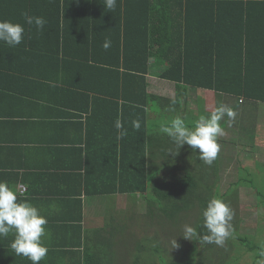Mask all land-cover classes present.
Segmentation results:
<instances>
[{
    "label": "trees",
    "instance_id": "16d2710c",
    "mask_svg": "<svg viewBox=\"0 0 264 264\" xmlns=\"http://www.w3.org/2000/svg\"><path fill=\"white\" fill-rule=\"evenodd\" d=\"M24 13L44 17L43 31L26 24ZM0 20L24 26L23 42L13 51L44 53V65L50 64L53 71L48 70L40 79L44 78L45 84L58 82L63 89L51 86L75 99H86V109L81 111L90 114L89 121H122L128 134L117 140L118 148L115 146L119 188L112 193L104 188L99 192L127 195L133 207V226L138 225L134 214L139 197L144 202V212L138 209L142 218L148 215L152 222L176 224L183 214L192 213L196 217L193 228L202 236L206 232L202 211L210 199H221L233 210L234 194L242 182H247L256 195L261 194L258 187L262 185L255 184L252 172L221 194L219 173L213 168L216 163L204 164L198 152L193 153L187 145L179 149L168 136L149 127L146 119L147 108L166 100L148 92L147 76L154 70L152 60L164 66L160 77L174 83L176 96L169 101L171 106H179L196 88L216 90L240 101L264 102V0H116L111 10L105 8L104 0H0ZM4 47L0 43V48ZM128 115L140 121L139 131L133 129L132 121L126 123ZM129 142L131 153L125 146ZM147 145L154 149L150 153L155 164L150 172ZM96 169L91 172L97 174ZM236 218L231 222L233 235L222 247L203 244L193 237L192 248L180 245L168 259L159 236L137 237L135 227L129 230L132 226L128 216L127 222H122L126 228L119 231L121 246L132 250L130 238L135 231L134 237L142 241V246H137L140 256L133 259V264H141L148 250L151 255L147 264H155V260L161 264H239L241 257L238 253L231 255V247L235 241L241 246L253 239L238 234ZM96 233L95 249L89 251L86 264H105L116 256L115 228ZM146 239L155 247L153 254L146 249Z\"/></svg>",
    "mask_w": 264,
    "mask_h": 264
},
{
    "label": "crops",
    "instance_id": "0c3cea01",
    "mask_svg": "<svg viewBox=\"0 0 264 264\" xmlns=\"http://www.w3.org/2000/svg\"><path fill=\"white\" fill-rule=\"evenodd\" d=\"M80 40L83 43V37ZM3 46L7 50L0 51V181L7 182L17 191L18 199L29 201L48 221L43 240L48 253L40 264H86L89 251L95 249L96 232L107 228L111 216L116 217L121 210L119 203H124V209L129 201L125 194L99 192L101 188L109 193L119 188L115 178L118 171L116 129L111 120L89 121L90 114L81 111L86 109V99H75L51 86L63 89L58 82L45 84L44 78L40 79L48 70L53 71L50 64L44 65L47 62L44 53L13 51L18 48ZM59 56L62 60L65 58L62 53ZM151 63L154 70L147 76L148 92L166 100L147 108L149 127L159 131L176 116L194 127L200 115L210 114L223 103L236 112V118L231 127L226 116L221 121L225 134L218 142L223 147L233 145L253 151V154L245 152L244 166L240 167L245 174L238 179L249 177L259 164L264 168V102L250 100V109H246V99L240 101L216 90L196 88L190 90L188 98L179 106H171L169 101L176 96L174 83L160 77L163 64L153 60ZM132 120L131 115L126 116V123ZM125 146L131 153V143ZM151 151L154 149L150 150L147 145L149 172L155 164ZM237 154L243 156L241 152ZM231 156L234 157L233 152ZM229 157V151H220L214 161L213 168L219 175L222 171L228 174L229 168L221 164L228 165ZM96 167L97 174L91 172ZM13 240L12 233L0 238V264H31L23 256H16L10 246Z\"/></svg>",
    "mask_w": 264,
    "mask_h": 264
},
{
    "label": "clouds",
    "instance_id": "9594fccd",
    "mask_svg": "<svg viewBox=\"0 0 264 264\" xmlns=\"http://www.w3.org/2000/svg\"><path fill=\"white\" fill-rule=\"evenodd\" d=\"M105 8L111 10L116 6V0H104ZM24 21L35 26L37 31H43L46 20L44 17L31 16L24 13ZM24 26L8 20H0V43L10 47L19 46L24 38ZM105 48L108 44L105 43ZM175 104V101L172 102ZM174 110V109H170ZM227 117L229 127L235 121L236 112L229 106L221 103L210 114H202L194 122V127H188L185 119L176 116L167 125L159 129L161 134L168 136L179 149L189 146L193 153L198 152V159L211 166L218 158L221 150L219 138L225 134L221 121ZM117 130V140L127 136V129L120 119L114 123ZM132 127L139 131L141 123L138 119L132 120ZM235 212L221 199L212 198L202 211V227L205 234L199 236L197 230L190 225H184L183 238L193 241L197 237L203 244L223 246L226 239L233 235L232 221ZM47 219L40 214V210L27 200L18 199V193L7 182L0 181V238L14 234L11 249L16 256H23L31 264H40L48 253L43 240L47 235ZM172 248L178 247L176 239L171 241ZM255 264H264V243L257 251Z\"/></svg>",
    "mask_w": 264,
    "mask_h": 264
},
{
    "label": "rangeland",
    "instance_id": "374dc122",
    "mask_svg": "<svg viewBox=\"0 0 264 264\" xmlns=\"http://www.w3.org/2000/svg\"><path fill=\"white\" fill-rule=\"evenodd\" d=\"M207 99L210 100L211 96L208 95ZM246 109H250V100L246 101V105L244 106ZM173 119V118H171ZM170 119V120H171ZM239 119V118H238ZM235 133V132H234ZM258 133L255 130L253 135L256 136ZM221 145V153H226V151H229L230 153V162L228 161V165H225L224 163L221 164L222 167L227 166L228 174H223V171L220 172L218 184H219V191L221 194L225 193L228 189H230V186H232L234 183L237 182L239 175L244 176L245 172L240 169L241 166H244L243 157L245 156V152L253 154L252 150L249 149H243L240 146H233V145H225L222 146V143H219ZM224 148V151L222 152V149ZM237 148V149H236ZM241 152L243 156L240 157V154L236 153ZM232 152L234 153V157H232ZM227 161V159H226ZM256 177H254L255 184H261V187H258V190L261 192L260 195H256L255 190L250 188L249 186H244L238 190V192H235L236 201H234V212H235V218L237 217L239 219V229L238 234L243 237H249L253 239L248 245L242 244L241 246L235 241V246L231 247V255L239 254L241 257L239 259L241 264H255L257 257V251L261 243H264V168H261V164L256 166V169L253 170ZM224 176H223V175ZM254 188V187H253ZM135 198H132V201ZM138 207L135 208V218L137 221V227L133 226V219L134 217H131L132 213V204L131 202H127V206L122 209L124 203H119L118 206L121 207V210L117 212V215L115 219L112 221V216L110 219H108L107 223V230L114 227L116 232V235L114 237V243L116 244L115 251L116 256L113 255V261L108 260L105 261V264L112 263L113 264H133V259L140 256L139 252L137 251V246H142V241L139 243V239L137 238V241L134 237L135 231H137V237L142 236L146 234V237L151 236H159V239L165 244L164 246L167 248L168 251L167 257L168 259L172 258L177 251H179L180 245L185 246L186 249H190L193 246L194 241L187 240L183 238V229L184 225H190L193 227V223L195 222V215L192 213L183 214L180 218L179 223H170L166 222L164 220L161 221H150L148 215H146L145 218H142V214L144 212V207L142 206L144 202L141 201L140 197L138 198ZM261 204V206H259ZM141 208V213H139V210ZM122 210H125L123 213H121ZM111 212V208L109 210ZM122 215L123 219H120L121 217L117 218L118 216ZM130 217L129 223L130 226H132L129 230H133L135 227V231L131 233L130 238V245L132 250H128L127 247H122L121 243V235L119 231H122L126 228L125 225H123L122 222H127L125 220L126 217ZM133 218V219H132ZM236 218V219H237ZM111 221V222H110ZM149 222V223H148ZM161 222V223H159ZM122 223V224H120ZM128 223V224H129ZM148 223V224H147ZM159 223V224H157ZM133 228V229H132ZM139 235V236H138ZM176 239V243L178 247L172 248L171 241ZM181 240V242H180ZM146 243V249H150L152 254L154 251V246L151 242H149L148 239L145 240ZM258 245V247H256ZM136 247V254L135 249ZM250 248V250H249ZM132 251H134L132 253ZM242 253V254H240ZM150 252H148L143 255L144 260L141 261V264H147V259L150 257ZM155 258V256H154ZM131 261V262H130ZM111 263V264H112ZM239 263V264H240ZM155 264H161L158 260H155Z\"/></svg>",
    "mask_w": 264,
    "mask_h": 264
},
{
    "label": "built area",
    "instance_id": "2783aa9c",
    "mask_svg": "<svg viewBox=\"0 0 264 264\" xmlns=\"http://www.w3.org/2000/svg\"><path fill=\"white\" fill-rule=\"evenodd\" d=\"M22 192H24V189H23V191Z\"/></svg>",
    "mask_w": 264,
    "mask_h": 264
}]
</instances>
